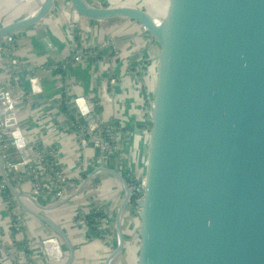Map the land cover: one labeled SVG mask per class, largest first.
I'll return each mask as SVG.
<instances>
[{
  "label": "water",
  "instance_id": "1",
  "mask_svg": "<svg viewBox=\"0 0 264 264\" xmlns=\"http://www.w3.org/2000/svg\"><path fill=\"white\" fill-rule=\"evenodd\" d=\"M55 3L111 24L95 45L83 182L115 186L85 194L82 242L103 245L102 264H264V0H42L0 26L14 59L9 37ZM40 42L63 60L52 36ZM0 169L19 197L1 150ZM45 221L71 264L72 240Z\"/></svg>",
  "mask_w": 264,
  "mask_h": 264
},
{
  "label": "crops",
  "instance_id": "2",
  "mask_svg": "<svg viewBox=\"0 0 264 264\" xmlns=\"http://www.w3.org/2000/svg\"><path fill=\"white\" fill-rule=\"evenodd\" d=\"M41 3L42 0H0V26L26 17ZM47 19L10 36L20 61L14 71L8 64L14 57L11 48L7 51L6 41H0V101L4 91L12 93L16 122L32 149L34 163L42 168L37 178L39 189L30 173L10 172L19 197L0 169V264H66L69 247L46 219L59 225L72 240L76 256L71 264H102L106 253L103 245L88 239L82 242L86 230L80 213L87 212L85 194L96 190V195L107 197L114 184L111 178L102 188L93 179L83 182L95 166V151L80 141L85 126L76 116L74 98L83 95L90 101L95 94V61L100 60L94 55L95 45L104 40L111 24L97 23L58 3ZM46 34L52 36L63 60L45 56L40 37ZM86 47L89 53L76 61L74 56ZM56 64L59 67L53 66ZM49 67L53 68L47 71ZM32 70L41 81L40 93H33L29 85ZM10 153L18 157L12 148ZM51 237L56 239L45 243Z\"/></svg>",
  "mask_w": 264,
  "mask_h": 264
},
{
  "label": "built area",
  "instance_id": "3",
  "mask_svg": "<svg viewBox=\"0 0 264 264\" xmlns=\"http://www.w3.org/2000/svg\"><path fill=\"white\" fill-rule=\"evenodd\" d=\"M10 39L12 38L9 37V40ZM87 48L88 47H86L84 52L77 53V55L74 56V59L76 61H79L80 59L82 60V56L84 55V53H89ZM9 60V65L11 63L14 65L18 63V59H14V57H10ZM53 66L59 67V65L57 64ZM52 68L49 67L46 69L47 71H49ZM15 79L17 78L15 77ZM29 79L31 83L32 92H42V85L38 75L34 73ZM2 95L3 96L0 101V150L4 159V163L8 168L9 172L18 173V171H25L28 174L30 173L35 181V187H38L37 189H39L41 187L37 182V178L40 176V169L42 168H40L39 165L34 163L35 161L31 156L32 152L30 151V147L26 141L25 135L22 132V128L17 124V122L13 124L10 123L13 118H16L14 115V111L16 108V100L9 90L4 91ZM74 102L76 106V116L78 119H80L83 126H85L86 121H88L89 118V100L82 95L75 97ZM80 141L83 146H86L85 127L81 130ZM11 148L16 150L18 157L13 158L11 156ZM2 185L5 187L4 183H2ZM50 239L54 240L56 238L51 237L48 240H45V243H47Z\"/></svg>",
  "mask_w": 264,
  "mask_h": 264
},
{
  "label": "rangeland",
  "instance_id": "4",
  "mask_svg": "<svg viewBox=\"0 0 264 264\" xmlns=\"http://www.w3.org/2000/svg\"><path fill=\"white\" fill-rule=\"evenodd\" d=\"M47 16H48V14H47V15L45 16V18H44V20L46 19V21H48Z\"/></svg>",
  "mask_w": 264,
  "mask_h": 264
},
{
  "label": "trees",
  "instance_id": "5",
  "mask_svg": "<svg viewBox=\"0 0 264 264\" xmlns=\"http://www.w3.org/2000/svg\"><path fill=\"white\" fill-rule=\"evenodd\" d=\"M73 113V112H72ZM12 154H13V152H12ZM12 156V155H11ZM13 158H16V157H13ZM0 178L2 179V176H0Z\"/></svg>",
  "mask_w": 264,
  "mask_h": 264
}]
</instances>
